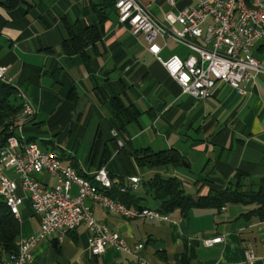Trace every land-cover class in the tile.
<instances>
[{
  "label": "crops",
  "instance_id": "0c3cea01",
  "mask_svg": "<svg viewBox=\"0 0 264 264\" xmlns=\"http://www.w3.org/2000/svg\"><path fill=\"white\" fill-rule=\"evenodd\" d=\"M90 2L115 0H19L11 10L0 7V66L8 68L11 85L36 113L23 130L26 140L58 152L88 180L106 167L119 180L177 178L187 193L205 196L224 190L241 172L248 176L245 189L257 191L264 176V78L256 77L244 97L224 83L211 97L194 99L162 64L175 56L187 59L189 50L169 40L159 60L142 35L134 36L119 23L115 10L109 11L100 42L90 45L85 55H67L62 51L67 39L63 24L84 29ZM142 2L151 3L153 16L164 24L166 15L185 6L174 9L168 0ZM170 43L182 49L170 48ZM158 44L164 45L160 39ZM115 102L139 113L124 129L114 119ZM143 149L176 150L188 166L139 167L127 152ZM38 178L45 185L52 183L48 173ZM20 194L25 198L21 239H28L39 231V221L29 195ZM72 194H78V186ZM147 202L142 203L146 209L156 210L155 202L153 207ZM86 205L96 221L124 239L134 253L109 246L103 254L92 255L91 233L82 224L61 241L50 238L35 246L38 264H264V222L246 215L251 206L230 204L220 211L194 207L162 222L126 219L91 199ZM217 237L221 243L204 245ZM138 245L143 249L136 250ZM247 251L256 256L254 262L247 260Z\"/></svg>",
  "mask_w": 264,
  "mask_h": 264
},
{
  "label": "built area",
  "instance_id": "2783aa9c",
  "mask_svg": "<svg viewBox=\"0 0 264 264\" xmlns=\"http://www.w3.org/2000/svg\"><path fill=\"white\" fill-rule=\"evenodd\" d=\"M252 1L261 3V12L244 11L239 0H168L174 9L180 4L185 6L166 15L165 24L155 19L151 3L144 4L142 0H116L115 9L119 23L128 26L134 36L142 35L150 53L159 60L169 40L189 50L187 59L175 56L162 64L184 94L201 100L211 97L215 88L224 83L244 97L256 77L264 78V5L263 0ZM159 39L163 47L158 44ZM8 72L7 67L0 66V83L11 84ZM34 115L31 105L24 101L20 123L0 130V196L14 204L22 217L25 198L20 192L27 193L40 228L32 237L19 240L18 249L25 250L24 258H17V252L6 254L1 249L0 264H38L32 253L35 246L50 238L61 241L82 224H87L91 233L88 245L92 255L103 254L109 246L133 254L124 239L96 221L92 208L86 205L87 199L126 219L169 221L168 216L156 210L130 208L113 198H103L88 185L76 183L62 157H57L53 150L38 153L35 142L24 137L23 130ZM119 146L124 143L119 141ZM43 173L50 175L51 184L39 180ZM91 177L112 189L119 186L121 192L126 191L106 167ZM127 181L133 190L141 184L139 177ZM75 185L76 196L72 194ZM37 208H44V216H37ZM221 242L222 238L217 237L206 240L204 245L212 247ZM143 247L138 245L136 250ZM245 255L249 262L257 259L249 251Z\"/></svg>",
  "mask_w": 264,
  "mask_h": 264
},
{
  "label": "trees",
  "instance_id": "16d2710c",
  "mask_svg": "<svg viewBox=\"0 0 264 264\" xmlns=\"http://www.w3.org/2000/svg\"><path fill=\"white\" fill-rule=\"evenodd\" d=\"M18 2L19 0H0V7L11 10L18 5ZM89 8L91 9V16L84 29L77 26L72 27L66 21L63 24L67 39L62 45V51L67 55H85L86 49L90 45L100 42L104 35L105 24L111 17L109 11H116L115 2L108 4L90 2ZM23 105V98L11 84L0 83L1 130L4 129L5 131L7 127L14 124L17 116L22 111ZM113 114L114 119L124 129L125 124L136 120L139 113L133 107L125 108L119 102H115ZM127 153L129 158L134 159L139 167L147 169H156L163 166L181 167L184 163L180 153L173 149L162 152L143 149ZM104 162H106V158ZM78 176L80 177V174ZM90 178V180L82 179L100 187L95 179ZM246 180H248V176L237 172L233 181L224 190L210 191L205 196H199L187 193L183 187V181L173 177L153 176L149 180H141L138 190H133L128 185V181L122 178L119 182L121 186L126 187V191L121 192L120 187L115 186L113 189H109L108 195L134 209L146 208L142 203L150 198L156 203V211L168 217L176 211L185 213L194 207L220 211L230 204L251 206L252 209L246 215L264 222V176L259 180L257 191L246 190L244 184ZM141 192H143V197L138 194ZM20 239L21 223L14 217L4 199L0 196V249L6 254L14 253ZM55 246L57 245L55 244Z\"/></svg>",
  "mask_w": 264,
  "mask_h": 264
},
{
  "label": "bare ground",
  "instance_id": "6f19581e",
  "mask_svg": "<svg viewBox=\"0 0 264 264\" xmlns=\"http://www.w3.org/2000/svg\"><path fill=\"white\" fill-rule=\"evenodd\" d=\"M241 2L242 8L244 11L247 12H261V3H256L255 1L252 0H239ZM263 5H264V0H263ZM20 117H21V112L19 113V115L17 116L16 121L14 122L13 125H18L20 123ZM1 130V129H0ZM36 151L38 153H46V151L42 150L36 143ZM55 155L57 157H61V155L55 151ZM67 169H69V171L72 173L73 177H74V181L78 184H83V185H88V188L90 189H95L97 191H99L100 195H102L103 198H111L108 195V191L109 189H111L110 185H105L103 183H100V181H97V179H95L96 183L100 185V187L92 185L89 181L84 180L82 178H80L77 174V172L75 171V169L70 166L69 164H67ZM4 201L6 202L8 208L10 209L11 213L14 215V217L20 221L21 220V215H19V209L16 208V206L14 204H12L9 200H7V198H3ZM37 216H44V208H37ZM17 258H24L25 257V250L24 249H18L19 248V241L17 242ZM1 250V249H0Z\"/></svg>",
  "mask_w": 264,
  "mask_h": 264
},
{
  "label": "rangeland",
  "instance_id": "374dc122",
  "mask_svg": "<svg viewBox=\"0 0 264 264\" xmlns=\"http://www.w3.org/2000/svg\"><path fill=\"white\" fill-rule=\"evenodd\" d=\"M116 1V0H115ZM170 48H178V49H182V47L180 46V45H176V44H172V43H170ZM34 110V109H33ZM34 113H35V111H34ZM36 114V113H35ZM34 120H35V115H34V117L27 123V124H30V123H32V122H34ZM26 124V125H27ZM26 127V126H25ZM38 143H39V145L40 146H42V139H38ZM185 166V165H184ZM148 201L149 202H147V204L149 205V206H152L153 205V201L149 198L148 199ZM153 207V206H152ZM22 209H23V207H22Z\"/></svg>",
  "mask_w": 264,
  "mask_h": 264
},
{
  "label": "water",
  "instance_id": "95a60500",
  "mask_svg": "<svg viewBox=\"0 0 264 264\" xmlns=\"http://www.w3.org/2000/svg\"><path fill=\"white\" fill-rule=\"evenodd\" d=\"M184 165L187 167L188 165L186 163H184Z\"/></svg>",
  "mask_w": 264,
  "mask_h": 264
}]
</instances>
